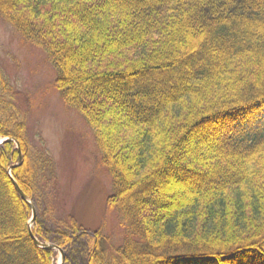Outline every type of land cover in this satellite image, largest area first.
I'll return each instance as SVG.
<instances>
[{"label": "trees", "instance_id": "obj_1", "mask_svg": "<svg viewBox=\"0 0 264 264\" xmlns=\"http://www.w3.org/2000/svg\"><path fill=\"white\" fill-rule=\"evenodd\" d=\"M0 16L46 53L112 178L125 236L97 229L87 264H264V0H0ZM15 95L0 66V139L24 157L0 145V264H54L14 187L34 204L54 161ZM63 223L65 249L82 229Z\"/></svg>", "mask_w": 264, "mask_h": 264}, {"label": "rangeland", "instance_id": "obj_2", "mask_svg": "<svg viewBox=\"0 0 264 264\" xmlns=\"http://www.w3.org/2000/svg\"><path fill=\"white\" fill-rule=\"evenodd\" d=\"M0 66L16 90V105L25 113L31 147L48 152L54 161V178L39 183L34 202L36 217L50 239L42 243L54 244L51 240L61 231H69L63 222L72 217L82 230L72 246L56 250L54 264H62V252L63 264H87L97 229L114 246L125 236L118 214L107 207L113 181L102 164L95 131L63 102L46 53L26 42L1 16Z\"/></svg>", "mask_w": 264, "mask_h": 264}, {"label": "water", "instance_id": "obj_3", "mask_svg": "<svg viewBox=\"0 0 264 264\" xmlns=\"http://www.w3.org/2000/svg\"><path fill=\"white\" fill-rule=\"evenodd\" d=\"M10 141H13L16 143L17 145V148L19 149L20 151V144L13 138H6L0 142V145H3L4 143L6 142H10ZM19 164L18 165H21L24 161V157L20 151V160H19ZM11 170L12 168L10 169L9 171V174L11 176ZM14 187L16 189V191L18 192V194L20 195V197L26 202L28 203L32 209H33V214H32V219H31V222H30V225H33L35 223V219H36V208L35 206L33 205V203L31 202L30 198L21 190V188L19 187V185L17 184V182L14 181ZM30 235H31V238L33 239V242L35 243V245L41 249H46V250H60L59 247L55 246L54 244H51V243H42L40 242L32 233V231H30ZM65 259H64V254L62 252V264L64 263Z\"/></svg>", "mask_w": 264, "mask_h": 264}, {"label": "snow or ice", "instance_id": "obj_4", "mask_svg": "<svg viewBox=\"0 0 264 264\" xmlns=\"http://www.w3.org/2000/svg\"><path fill=\"white\" fill-rule=\"evenodd\" d=\"M0 143H2V142H0Z\"/></svg>", "mask_w": 264, "mask_h": 264}]
</instances>
